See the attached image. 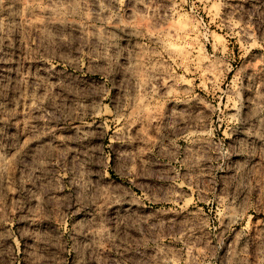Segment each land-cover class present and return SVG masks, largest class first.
I'll list each match as a JSON object with an SVG mask.
<instances>
[{"label": "rangeland", "instance_id": "obj_1", "mask_svg": "<svg viewBox=\"0 0 264 264\" xmlns=\"http://www.w3.org/2000/svg\"><path fill=\"white\" fill-rule=\"evenodd\" d=\"M0 264H264V0H0Z\"/></svg>", "mask_w": 264, "mask_h": 264}]
</instances>
